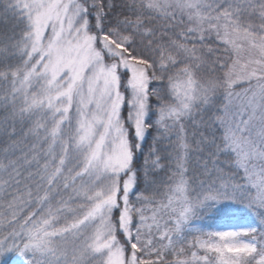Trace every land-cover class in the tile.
<instances>
[{"label":"snow or ice","instance_id":"1","mask_svg":"<svg viewBox=\"0 0 264 264\" xmlns=\"http://www.w3.org/2000/svg\"><path fill=\"white\" fill-rule=\"evenodd\" d=\"M0 264H264V0H0Z\"/></svg>","mask_w":264,"mask_h":264},{"label":"rangeland","instance_id":"2","mask_svg":"<svg viewBox=\"0 0 264 264\" xmlns=\"http://www.w3.org/2000/svg\"><path fill=\"white\" fill-rule=\"evenodd\" d=\"M245 222H241V223H237V224H224V225H222V226H243V224H244Z\"/></svg>","mask_w":264,"mask_h":264},{"label":"trees","instance_id":"3","mask_svg":"<svg viewBox=\"0 0 264 264\" xmlns=\"http://www.w3.org/2000/svg\"><path fill=\"white\" fill-rule=\"evenodd\" d=\"M241 222H243V221H230V222H226L225 224H239V223H241ZM207 223H212L211 221H208Z\"/></svg>","mask_w":264,"mask_h":264}]
</instances>
